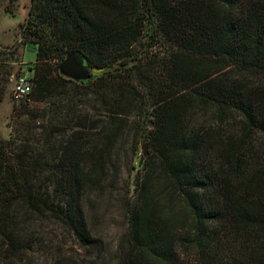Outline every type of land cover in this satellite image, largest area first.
<instances>
[{
  "label": "trees",
  "instance_id": "trees-1",
  "mask_svg": "<svg viewBox=\"0 0 264 264\" xmlns=\"http://www.w3.org/2000/svg\"><path fill=\"white\" fill-rule=\"evenodd\" d=\"M20 35L37 50L0 141V264L91 255L86 192L131 129L151 152L117 264H264V0H31ZM69 51L107 71L64 80Z\"/></svg>",
  "mask_w": 264,
  "mask_h": 264
},
{
  "label": "rangeland",
  "instance_id": "rangeland-1",
  "mask_svg": "<svg viewBox=\"0 0 264 264\" xmlns=\"http://www.w3.org/2000/svg\"><path fill=\"white\" fill-rule=\"evenodd\" d=\"M31 0H0V141L6 142L13 134L14 117L20 115L19 107L11 99L12 81L33 68L37 48L31 43L18 45L21 41L20 24L28 16ZM19 46L15 51L13 47ZM42 104L31 103L29 109L40 110ZM23 111H21V114ZM144 144H147L144 148ZM143 150L146 156H143ZM151 152L148 140L141 131L128 130L126 138L112 152L111 161L116 162L117 179L110 174L101 188H89L84 201L89 230L97 246L86 250L70 245L69 254L76 264H117V247L125 232L124 204L129 197L131 178L137 162ZM154 187V192L156 191Z\"/></svg>",
  "mask_w": 264,
  "mask_h": 264
},
{
  "label": "water",
  "instance_id": "water-1",
  "mask_svg": "<svg viewBox=\"0 0 264 264\" xmlns=\"http://www.w3.org/2000/svg\"><path fill=\"white\" fill-rule=\"evenodd\" d=\"M106 71V68L90 66L86 57L79 51L66 52L57 67L58 75L61 78L76 84H87ZM28 72L31 73L30 70ZM146 146L147 144H144L143 147L146 148ZM143 156H146L145 150H143Z\"/></svg>",
  "mask_w": 264,
  "mask_h": 264
},
{
  "label": "built area",
  "instance_id": "built-area-1",
  "mask_svg": "<svg viewBox=\"0 0 264 264\" xmlns=\"http://www.w3.org/2000/svg\"><path fill=\"white\" fill-rule=\"evenodd\" d=\"M32 90L31 78L22 74L12 81L11 99L14 106L19 107L22 103L29 101Z\"/></svg>",
  "mask_w": 264,
  "mask_h": 264
}]
</instances>
